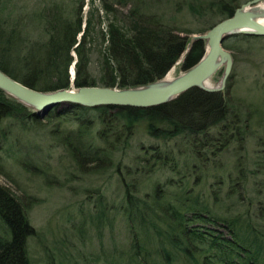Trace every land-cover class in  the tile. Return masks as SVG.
<instances>
[{"label":"trees","instance_id":"obj_1","mask_svg":"<svg viewBox=\"0 0 264 264\" xmlns=\"http://www.w3.org/2000/svg\"><path fill=\"white\" fill-rule=\"evenodd\" d=\"M144 1H99L100 9L106 13H114V6L130 4L122 17L124 24L117 26L111 21L108 26L105 70L109 76L101 80L102 86L128 88L160 79L188 45L190 37L186 33H190L189 30H177L158 16L143 12L145 8L140 5ZM82 2L78 1L72 20L62 17L59 10L46 12L48 36L43 43H23L21 29L9 28L0 21V71L34 90L68 88L67 69L73 61L69 54L72 49L75 53L73 86L94 85L86 71L94 5L91 1L81 24ZM232 2L218 0L214 4L220 19L233 12ZM112 15L120 21L115 13ZM233 35L241 36L244 41L259 37ZM223 41L222 47L227 49ZM203 50L204 41L193 40L178 69L186 70L195 64ZM231 56L233 59V54ZM234 85L235 79L229 73L220 91L190 88L168 102L146 108L56 105L43 117L36 116L0 90V120L40 123L50 115L78 111L77 126L63 132L59 142L80 173L112 168L117 150L123 152L131 147L130 142L138 133L148 137L146 145L138 146L144 145L141 149L148 154L143 161L146 164L150 161L154 167H136L135 170L146 168V172H152L154 168H166L172 176L162 184L156 182L151 191L137 197L138 183L129 184L123 177L118 178L124 189L123 211L129 228L133 229L134 223L139 229L138 234L131 235L127 264H172L176 256L186 264H264V235L254 230L248 217L234 212L235 203L228 201L238 193L241 182L238 180L230 186L225 203H222L224 196L215 194L213 201L209 193L200 196L199 189L195 190L206 174L205 167L196 166H203L207 154L224 148L230 141L228 135L232 131L238 133L240 122L244 120L234 112L240 102L230 93ZM56 131L52 132L56 134ZM119 165L117 161L116 171ZM32 170L39 172L37 167ZM129 171L131 169L126 173ZM27 204L24 195L18 196L0 185V264H31L25 249L26 239L33 232L23 210ZM101 213L102 210L98 220ZM259 214L263 215L261 210ZM168 249H173L174 255Z\"/></svg>","mask_w":264,"mask_h":264},{"label":"rangeland","instance_id":"obj_2","mask_svg":"<svg viewBox=\"0 0 264 264\" xmlns=\"http://www.w3.org/2000/svg\"><path fill=\"white\" fill-rule=\"evenodd\" d=\"M78 1L0 0V21L9 28L21 29L23 43H43L48 36L46 12L59 10L62 17L72 20ZM91 1L94 9L91 11L86 71L94 86H102L101 80L109 76L105 70L108 26L111 21L117 26L124 24L122 17L130 4L114 6V13L120 19L118 22L113 19L114 13L100 9V0H83L81 24ZM217 1L145 0L140 7L145 8L143 12L158 16L177 30H189L186 34L191 37L219 21L221 17L214 7ZM232 1L235 9L248 0ZM260 5H264V1L254 7ZM225 39L223 45L234 56L229 73L235 79V85L230 93L241 102L234 112L244 120L240 122L238 133L232 131L228 135L230 141L224 148L207 154L203 166H196L205 167L206 174L195 190L199 189L200 196L209 193L213 201L215 194L224 196L222 203H225L226 192L239 180L241 188L228 201L235 203L234 212L248 217L254 230L264 235V36L244 41L241 36L232 34ZM69 54L75 62L72 49ZM178 66L177 58L165 74L168 72L170 78H174L183 72ZM69 67L71 65L67 69L68 78ZM222 68L220 66L208 77L210 86L219 85ZM77 113L68 111L61 116L50 115L40 123L0 120V185L28 200L23 210L33 231L25 244L31 264H127L131 255V235L138 234L139 229L134 223L133 229L129 228L123 211L124 189L118 178L123 177L129 184L137 182V197L151 191L155 184H162L172 174L166 168H154L152 172H146V168L139 172L135 170L136 167H154L150 161L147 164L143 161L148 153L145 154L141 147L149 141L143 133L133 137L131 147L126 151L114 153L112 168L92 173L76 171L59 136L77 126ZM55 129L58 130L56 134L52 132ZM95 142L102 145L97 139ZM117 161L120 163L118 171L115 170ZM32 167H37L39 172H33ZM129 169L131 171L126 173ZM173 178L177 179V176L173 175ZM166 189L168 191L167 186ZM168 250L174 255L173 249ZM181 259L176 256L172 264H186Z\"/></svg>","mask_w":264,"mask_h":264},{"label":"water","instance_id":"obj_3","mask_svg":"<svg viewBox=\"0 0 264 264\" xmlns=\"http://www.w3.org/2000/svg\"><path fill=\"white\" fill-rule=\"evenodd\" d=\"M260 1L264 0H248L236 7L228 17L217 21L203 33L192 35L186 49L178 57V62L195 39L204 41L201 57L191 67L162 85L156 84L162 79L160 78L144 85L128 88L94 85L74 87L72 85L74 75L71 72V84L68 88L38 91L19 83L0 71V90L31 109L38 117H43L56 105L146 108L168 102L190 88H198L207 92L218 91L232 63L230 53L222 47L223 39L232 34L264 36V24L254 19L248 11V8L250 9ZM73 63H71L72 71ZM220 66L223 68L219 85H204L203 82L207 81L208 77Z\"/></svg>","mask_w":264,"mask_h":264},{"label":"bare ground","instance_id":"obj_4","mask_svg":"<svg viewBox=\"0 0 264 264\" xmlns=\"http://www.w3.org/2000/svg\"><path fill=\"white\" fill-rule=\"evenodd\" d=\"M248 11L250 12V14L253 16L254 19H256L257 21L261 22L262 24H264V5H260V6H256V7H251L250 9L248 8ZM80 38V36L78 37V39ZM219 61V60H218ZM70 70V76H72L71 72L74 75V70L72 71V68H69ZM74 69V68H73ZM170 76L168 74V72L162 77V79L160 81H157L156 84H164L166 82H168L170 80ZM204 85L210 86V84L205 81L203 82ZM212 84V83H211ZM219 84V83H218ZM212 86V85H211Z\"/></svg>","mask_w":264,"mask_h":264}]
</instances>
